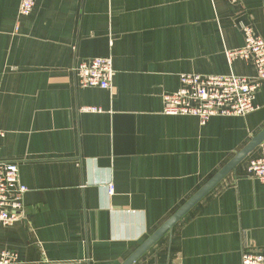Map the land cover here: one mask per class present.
I'll list each match as a JSON object with an SVG mask.
<instances>
[{
    "label": "crops",
    "instance_id": "crops-1",
    "mask_svg": "<svg viewBox=\"0 0 264 264\" xmlns=\"http://www.w3.org/2000/svg\"><path fill=\"white\" fill-rule=\"evenodd\" d=\"M19 3L0 0V160L27 191L23 217L0 225V251L18 264H120L264 128V82L243 116L162 111L182 73L255 75L226 51L242 46L241 24L264 38V0H36L26 16ZM90 57L111 58L109 89L78 84ZM260 154L133 264L264 252V186L246 173Z\"/></svg>",
    "mask_w": 264,
    "mask_h": 264
},
{
    "label": "built area",
    "instance_id": "built-area-1",
    "mask_svg": "<svg viewBox=\"0 0 264 264\" xmlns=\"http://www.w3.org/2000/svg\"><path fill=\"white\" fill-rule=\"evenodd\" d=\"M235 2L236 0H227ZM36 0H20L18 14L26 16L32 11ZM244 42L242 46L226 51L229 62L251 61L255 75L252 77L227 74H180V86L173 92L164 93L163 112L168 115H192L204 124L213 115L243 116L255 109L257 89L264 82V38L241 24ZM77 82L82 87L109 89L114 70L110 57H90L74 67ZM84 110L95 111L94 106ZM4 133L0 130V138ZM261 154L248 161L246 173L258 179L264 186V141L260 144ZM109 185V192H112ZM27 188L20 182L16 163L0 160V225H11L23 217V196ZM17 256L8 250L0 251V264H18ZM241 264H264L263 251L244 250Z\"/></svg>",
    "mask_w": 264,
    "mask_h": 264
},
{
    "label": "water",
    "instance_id": "water-1",
    "mask_svg": "<svg viewBox=\"0 0 264 264\" xmlns=\"http://www.w3.org/2000/svg\"><path fill=\"white\" fill-rule=\"evenodd\" d=\"M264 140V128L251 138V140L220 168L207 182H205L188 200H186L166 221H164L140 246L134 250L120 264H133L156 241L168 232L172 226L189 211L205 194H207L226 174L233 170L255 147Z\"/></svg>",
    "mask_w": 264,
    "mask_h": 264
}]
</instances>
